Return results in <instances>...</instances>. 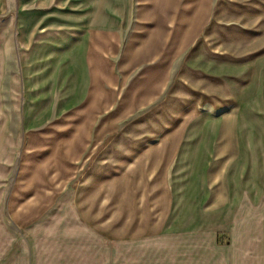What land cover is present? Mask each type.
<instances>
[{
  "label": "crops",
  "instance_id": "obj_1",
  "mask_svg": "<svg viewBox=\"0 0 264 264\" xmlns=\"http://www.w3.org/2000/svg\"><path fill=\"white\" fill-rule=\"evenodd\" d=\"M73 1L0 0V94L23 130L0 264H264L261 18L224 38L202 32L212 0H145L146 19Z\"/></svg>",
  "mask_w": 264,
  "mask_h": 264
},
{
  "label": "rangeland",
  "instance_id": "obj_2",
  "mask_svg": "<svg viewBox=\"0 0 264 264\" xmlns=\"http://www.w3.org/2000/svg\"><path fill=\"white\" fill-rule=\"evenodd\" d=\"M92 0H83V4H77V0L73 1L74 6L76 8L88 7ZM94 7H102L105 3L107 6L109 2L106 0H93ZM126 0H113V4H118V9L124 7ZM145 0H130L128 8V15L130 14L135 16L138 15V11L140 8V4ZM72 2V3H73ZM213 9L206 19L203 25L202 32L207 31L211 24H216L219 29L218 32L221 33L222 37H226L227 34L234 33V29H238L240 27V14H254L261 18L260 20L254 21V24H257L255 30H260V34L263 36L264 33V0H212ZM159 4H162L163 8L169 7L171 4V0H161L160 3L155 1V6L159 7ZM105 6V7H106ZM200 7L202 5L200 4ZM145 6L139 11V18L146 19L149 16V11H145ZM199 14V13H198ZM220 14L223 16L222 19H217ZM172 21L173 14L171 10L166 11L164 14V23L168 28H166V41H169L172 37ZM136 22H134V27H136ZM231 28L233 30H231ZM203 33V34H205ZM259 51L262 55H264V44L259 47ZM153 53V54H152ZM149 57L148 62L142 63L143 66H150L149 68L157 69V65L160 60H164L168 58V56L172 55V46L170 44H166L163 48L160 47L158 51L154 50ZM159 59V60H158ZM157 60V61H156ZM168 75L167 78H171V62L168 64ZM136 77L133 76L132 84L135 83ZM112 88V87H111ZM120 87H114L112 90L119 91ZM104 92H108L109 88L106 86L103 88ZM0 102L4 104V111H0L3 113L0 117L4 119L3 132L0 129V156H4L7 153L11 154V157H5L0 159V184L2 187L9 188L10 184L13 182L15 178L16 168L18 165V155L21 149V139H22V126H21V117L20 111L18 108L13 109L12 99L8 94L7 90H3L2 94H0ZM64 134V132H62Z\"/></svg>",
  "mask_w": 264,
  "mask_h": 264
}]
</instances>
